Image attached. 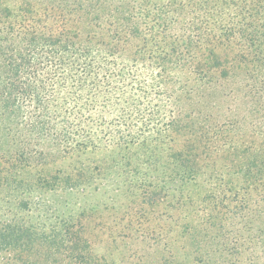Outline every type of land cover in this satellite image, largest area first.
<instances>
[{"label": "trees", "instance_id": "16d2710c", "mask_svg": "<svg viewBox=\"0 0 264 264\" xmlns=\"http://www.w3.org/2000/svg\"><path fill=\"white\" fill-rule=\"evenodd\" d=\"M163 1L0 0V264H108L70 206L125 168L190 206L196 262L264 253V0ZM45 145L112 157L47 170Z\"/></svg>", "mask_w": 264, "mask_h": 264}, {"label": "rangeland", "instance_id": "374dc122", "mask_svg": "<svg viewBox=\"0 0 264 264\" xmlns=\"http://www.w3.org/2000/svg\"><path fill=\"white\" fill-rule=\"evenodd\" d=\"M150 3L161 6L164 1L150 0ZM109 9L112 7L109 6ZM121 10L126 13L124 8ZM78 28L84 30L83 26ZM169 135L175 142L172 144L167 141L164 147L170 145L173 149L178 148L181 139L174 134ZM51 146L43 147L47 170H71L80 163L92 166L93 161L112 157L111 151L66 155L57 146ZM166 151L170 150L166 148L165 154ZM138 154H142V150L138 151ZM119 173L122 174L121 177L115 176ZM109 179H118V182L111 183ZM132 180L133 174L128 172V169L112 170L103 178H97L98 186L92 185L84 189L82 192L84 194L75 196L77 198L75 205L70 206L75 215L82 209L92 208L90 212H86L85 233L91 254L108 264H159L163 258L169 264H202L195 261L202 251L191 246L189 237L183 232L187 224L198 225L190 206L181 208L174 204V200L171 201L172 198H164L160 203L148 205L144 200L146 191L132 186ZM201 181L202 179L189 188L190 192L195 194L192 195L194 199L196 196H202V192L193 186L206 187ZM94 189L98 191L94 192ZM252 199L250 210L253 225L255 228L264 229V201H259L256 196ZM45 203L51 204L49 201ZM95 205H98L97 208ZM141 213L144 217L140 215ZM259 215L262 219L255 221ZM252 253L244 251L237 264H264V253L257 251L258 259L254 258Z\"/></svg>", "mask_w": 264, "mask_h": 264}]
</instances>
